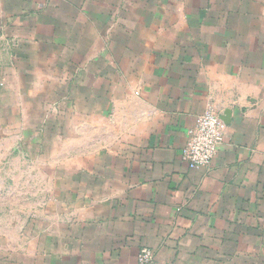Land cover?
I'll return each instance as SVG.
<instances>
[{"label":"crops","instance_id":"0c3cea01","mask_svg":"<svg viewBox=\"0 0 264 264\" xmlns=\"http://www.w3.org/2000/svg\"><path fill=\"white\" fill-rule=\"evenodd\" d=\"M0 141L48 209L0 264H264V0H0Z\"/></svg>","mask_w":264,"mask_h":264},{"label":"rangeland","instance_id":"374dc122","mask_svg":"<svg viewBox=\"0 0 264 264\" xmlns=\"http://www.w3.org/2000/svg\"><path fill=\"white\" fill-rule=\"evenodd\" d=\"M15 145V141L9 137L8 140L3 141L2 150L7 148V155H9ZM18 158V156L6 158L0 155V164L6 163L13 166L17 163H31L26 158L20 160ZM8 175L7 187H0V249L6 250L10 258L16 251H22L25 255L32 254L35 239L29 235L28 228L32 226V217L47 215L48 209L43 206L39 210L36 208L37 205L31 201L36 191L42 189L32 188L35 184L33 177L36 176V172L17 173L13 171ZM2 177L5 178L4 173ZM3 179L0 177V181Z\"/></svg>","mask_w":264,"mask_h":264},{"label":"built area","instance_id":"2783aa9c","mask_svg":"<svg viewBox=\"0 0 264 264\" xmlns=\"http://www.w3.org/2000/svg\"><path fill=\"white\" fill-rule=\"evenodd\" d=\"M226 124L221 115L213 108L197 115L194 124L188 129L187 142L182 157L190 168L209 166L217 156L225 140ZM154 252L149 247H142L138 253L139 264H150Z\"/></svg>","mask_w":264,"mask_h":264}]
</instances>
